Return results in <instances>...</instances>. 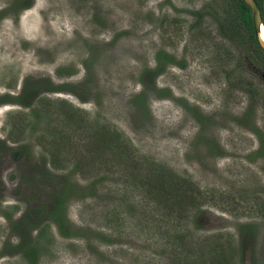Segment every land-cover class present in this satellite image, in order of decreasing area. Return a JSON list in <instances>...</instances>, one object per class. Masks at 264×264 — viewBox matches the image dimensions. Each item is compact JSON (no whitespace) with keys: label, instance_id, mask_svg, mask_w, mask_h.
I'll return each instance as SVG.
<instances>
[{"label":"rangeland","instance_id":"374dc122","mask_svg":"<svg viewBox=\"0 0 264 264\" xmlns=\"http://www.w3.org/2000/svg\"><path fill=\"white\" fill-rule=\"evenodd\" d=\"M25 1L0 0V264L39 236L36 264H264V65L229 0Z\"/></svg>","mask_w":264,"mask_h":264},{"label":"trees","instance_id":"16d2710c","mask_svg":"<svg viewBox=\"0 0 264 264\" xmlns=\"http://www.w3.org/2000/svg\"><path fill=\"white\" fill-rule=\"evenodd\" d=\"M28 1L30 2V0H26L24 2V4H25L24 7H26V5L28 6V4H30V3H28ZM257 2L259 4V7L261 8L262 15H263V22H264V0H257ZM227 3L228 4L225 7L227 8L228 18L225 17L223 19V21H227L226 28H225L226 31H228V34H229V32H231L230 37H232V38L235 37L238 39V38L242 37V39H240L241 41H244V43H245V41L246 42L248 41V44H250V46H248V47L251 49V51L249 52V55L250 56L252 55V57H255L260 63H262L264 65V51H262V49L259 47V45L256 41V38H255L254 25H253V19H252V8L250 7V5L245 0H229ZM18 6H19V4H18ZM22 8H23V6H22ZM222 25H223V22H222ZM240 26L243 28H246L247 32L249 33L247 35V37L245 36V38H244V36L241 35V33H243V31L241 30ZM252 51L254 54L251 53ZM164 67L165 66L160 65V67H157L156 70L158 72H160L163 69H165ZM102 133H103V136L106 137V139H107V134H109V133L105 132V131H102ZM110 138H112L111 135H110ZM157 168L158 169L154 172V174L156 175V178L158 179L159 185L163 186L166 183V179L163 176L164 175L163 174L164 168H162V167H157ZM160 193H161V195H164L163 192H160ZM161 195L159 194L158 196L162 197ZM164 197L166 198V196H164ZM181 197L182 196H180V198ZM180 198H178V199H180ZM167 199H169L168 196H167ZM177 203L179 204V201H177ZM62 205H63V199H60L56 205L57 211L54 212V214H53L54 217L53 216L52 217H53V219H54V221H55V223L59 229L60 234L63 237H69L71 234L74 235L75 232L72 230V228L68 224L67 216L62 212L63 211ZM36 210H38V209H34V211H36ZM26 215H28V217H29V215H31V214L27 213ZM40 238H41V236H39L31 244L28 243V245H27V243L24 244L22 242V244L20 245L21 253L29 261L30 264H36L37 263V260H38L37 254H39V250H40V244H39V242L41 240ZM24 241L27 242L26 240H24Z\"/></svg>","mask_w":264,"mask_h":264},{"label":"water","instance_id":"95a60500","mask_svg":"<svg viewBox=\"0 0 264 264\" xmlns=\"http://www.w3.org/2000/svg\"><path fill=\"white\" fill-rule=\"evenodd\" d=\"M245 1L252 8V19L254 25L255 38L259 47L262 49V51H264V37L262 35V31L264 29V22H263V15L261 8L259 7L257 0H245Z\"/></svg>","mask_w":264,"mask_h":264},{"label":"bare ground","instance_id":"6f19581e","mask_svg":"<svg viewBox=\"0 0 264 264\" xmlns=\"http://www.w3.org/2000/svg\"><path fill=\"white\" fill-rule=\"evenodd\" d=\"M262 35H263V37H264V29H263V31H262Z\"/></svg>","mask_w":264,"mask_h":264}]
</instances>
